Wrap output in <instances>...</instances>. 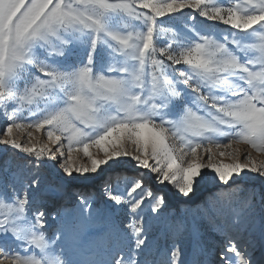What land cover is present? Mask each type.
<instances>
[{"label": "snow or ice", "instance_id": "6c2138e0", "mask_svg": "<svg viewBox=\"0 0 264 264\" xmlns=\"http://www.w3.org/2000/svg\"><path fill=\"white\" fill-rule=\"evenodd\" d=\"M0 118L23 162L0 158V264H203L150 229L210 181L170 230L210 225L213 264H264L236 202L264 177V0H0ZM109 169L103 203L74 190Z\"/></svg>", "mask_w": 264, "mask_h": 264}, {"label": "rangeland", "instance_id": "374dc122", "mask_svg": "<svg viewBox=\"0 0 264 264\" xmlns=\"http://www.w3.org/2000/svg\"><path fill=\"white\" fill-rule=\"evenodd\" d=\"M183 20V16L177 15L174 20H168L167 23L170 25H181ZM213 28L214 30L226 31V26L222 25H213ZM4 125V119L0 118V133H2ZM37 135L46 142V135L43 132ZM239 147L242 151H247L248 149L247 145H240ZM92 151H95V149H92ZM253 155L261 158L255 152H253ZM21 156L22 154H18L16 150L7 151L0 146V158L2 159H6L9 162L23 163ZM81 160L84 163H88L87 158L82 155ZM132 166L131 162H126L119 166L113 165V169L119 168L123 171L124 169L132 168ZM43 172L50 180H56L59 177V172L51 163L43 169ZM114 175L113 170L109 169L107 172L97 173L88 179L81 178L77 180L74 182L73 188L79 192L91 193L98 201L103 203L102 190L105 186V179L108 176ZM149 183L152 184L154 182L149 181ZM238 185L239 189L237 191L236 202L239 203L247 200L251 204V209L244 215L243 223L239 229V237L245 242L253 241L256 244L257 256H259L261 229L262 225H264V177L249 173L242 180L238 181ZM214 187V184L210 181L202 187L200 192L192 196L190 200L175 196L171 198L169 206L170 214L166 213L164 216L152 222L150 238L154 252L157 249L167 250L176 244L184 249V258L188 261H203V264H213L217 259V251L220 245L218 238L213 235L210 225H203L198 236H194L191 232L174 233L170 230V225L181 219L189 207H194L196 204L202 203L204 197L208 194V189H213ZM163 191L170 193L174 190L169 185L163 188Z\"/></svg>", "mask_w": 264, "mask_h": 264}]
</instances>
